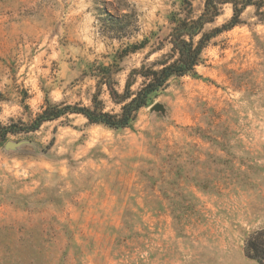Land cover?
<instances>
[{"label": "rangeland", "instance_id": "374dc122", "mask_svg": "<svg viewBox=\"0 0 264 264\" xmlns=\"http://www.w3.org/2000/svg\"><path fill=\"white\" fill-rule=\"evenodd\" d=\"M183 1L0 0V122L97 93L120 114L99 68L119 70V94L134 70L159 69ZM242 21L133 129L71 114L0 141V264H258L246 247L264 230V21L255 7ZM146 82L134 75L132 92Z\"/></svg>", "mask_w": 264, "mask_h": 264}, {"label": "trees", "instance_id": "16d2710c", "mask_svg": "<svg viewBox=\"0 0 264 264\" xmlns=\"http://www.w3.org/2000/svg\"><path fill=\"white\" fill-rule=\"evenodd\" d=\"M225 6L232 8L231 19L208 30V26L215 25ZM249 7H255L256 16L260 21H264V0H204V9L200 14L195 13L191 1L184 0L181 12L173 13L170 17L172 28L169 42L172 45L173 57L158 63L159 69L143 67L142 70H134L130 74L125 92L119 94L113 82V77L119 70H114L112 66L99 68L97 76L101 77L100 83L107 86L114 103L122 106L120 114L107 112L99 93L93 96L90 107L56 104L47 100L43 112L29 124L13 123L5 126L0 122V141L4 142L13 135L37 132L45 123L71 114L82 115L91 124L103 125L113 130L133 129L139 112L148 107L152 95L164 90L172 79L196 75V68L203 62L204 52L211 42L241 25L242 15ZM134 75H140L147 81L136 93L132 92ZM246 248L250 259L264 264V230L254 233Z\"/></svg>", "mask_w": 264, "mask_h": 264}, {"label": "water", "instance_id": "95a60500", "mask_svg": "<svg viewBox=\"0 0 264 264\" xmlns=\"http://www.w3.org/2000/svg\"><path fill=\"white\" fill-rule=\"evenodd\" d=\"M154 110L159 112V111H164V107L161 104H156L154 105ZM16 146H18L17 144H13V143H9V147L10 148H15Z\"/></svg>", "mask_w": 264, "mask_h": 264}]
</instances>
